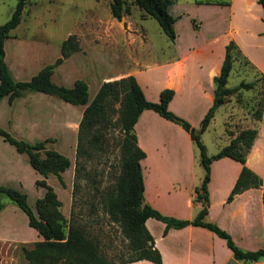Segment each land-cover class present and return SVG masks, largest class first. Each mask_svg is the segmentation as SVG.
<instances>
[{
    "label": "crops",
    "instance_id": "0c3cea01",
    "mask_svg": "<svg viewBox=\"0 0 264 264\" xmlns=\"http://www.w3.org/2000/svg\"><path fill=\"white\" fill-rule=\"evenodd\" d=\"M200 9L207 12L205 16L196 14ZM168 11L174 17L175 35L169 40L171 56L164 59L135 58L127 67L119 69V75L114 77L132 74L144 97L152 101L158 99L160 89L171 88L173 94L168 100V109L197 128L212 102L213 76L219 72L226 43L231 44L232 59L226 86H233L241 80L252 81L259 75L264 80V9L257 0H227L224 3L172 0ZM12 29L3 41L4 60L13 79H26L25 76H30L32 70L40 68L46 61L41 60L35 68L28 69L33 63L26 52L28 48H33L29 46L32 41ZM9 47L15 54L13 65L9 61ZM230 75L234 79L232 83H228ZM99 83L100 80L96 88ZM258 89L260 87L256 83L228 95L224 102L216 106L199 138L202 141V134L211 127L217 108L224 105L220 113L223 124L220 133L224 141L216 143V149L211 153L236 137L233 152L242 155L245 165L264 181V87L262 92H256ZM49 97L41 91H26L8 102L5 95L0 99V107L6 108V121L19 123L24 131L33 130L37 122L50 124L53 117L58 118ZM77 105L79 108L73 119L64 121L65 125L70 124L75 129L84 104ZM244 128L253 131L239 137L238 132ZM133 130L136 144L144 151L139 160L143 201L163 214L179 218L194 216L201 203L192 200V196L194 187L201 180L203 168L188 132L179 123L164 118L150 108L139 112ZM12 163V159L0 153V184L13 181L21 186V175ZM240 166L238 160L227 155L209 162L205 219L226 230L239 248H264L261 187L244 188L227 200ZM5 206L3 204L0 208V264H21L19 244L40 236L28 225L27 218L26 232H21L13 215L4 212ZM144 224L153 237L163 264H225L233 257L225 240L204 226H170L163 232L164 222L152 216L146 217ZM235 260L238 264H264V257ZM117 264L153 263L141 258Z\"/></svg>",
    "mask_w": 264,
    "mask_h": 264
},
{
    "label": "trees",
    "instance_id": "16d2710c",
    "mask_svg": "<svg viewBox=\"0 0 264 264\" xmlns=\"http://www.w3.org/2000/svg\"><path fill=\"white\" fill-rule=\"evenodd\" d=\"M28 0H16L9 16L0 22V99L7 97L11 102L14 97L26 91H41L52 94L72 104H84L77 122L74 144V175L77 174L82 161L103 147L102 131L106 125L116 126L120 132L118 140V170L112 183L98 190V203L108 220L116 222L120 232L126 237V248L130 255L112 258L101 248L100 241L89 228L85 220L79 218V213L73 205L69 209L68 218L59 210L61 201L57 198L53 188L44 178L34 180V184L41 185L44 190L41 196L34 200V209L26 201V194L22 190L0 184V194L4 193L26 215L27 223L33 227L39 239L30 243L21 242L19 251L25 259V264H117L147 259L153 264H163L159 250L154 245L153 237L146 228L144 220L152 216L164 222L163 232L168 227H181L186 224L201 225L213 231L225 240L231 250L233 258L237 260H257L264 257V248L254 250L239 248L230 234L214 222L205 219L207 208V181L209 178V162L223 155L230 156L241 163L240 170L229 191L227 200L236 192L250 186L261 187V198L264 207V181L244 163V157L233 152L236 137L220 147L216 152L207 154L204 143L199 134L205 128L217 105L224 102L227 96L241 87L248 88L258 84L262 92L264 80L261 84L258 78L252 81H239L233 86H226V79L232 65L231 44L226 43L218 74L213 76V99L202 116L197 128L187 120L168 109L167 103L173 90L164 87L159 90L158 99L148 100L132 74L121 75L113 79L102 80L94 94L89 99L87 83L83 78H75L71 85L56 83L51 79L53 67L60 63L71 52L79 49L74 33L67 34L59 44V54L52 62L45 63L27 79L15 80L4 60L3 41L9 31L20 21L25 3ZM203 2L224 3L227 0H195ZM264 9V0H257ZM145 15L152 16L163 33L170 39L175 35L173 29L174 17L168 11L172 0H133ZM109 11L113 17H120L127 11L125 0H110ZM143 108H150L164 118L179 123L189 134L198 150V160L203 168L200 182L194 187L192 200L200 201L201 205L191 218H179L159 212L156 208L143 201V182L139 160L144 151L136 144L133 123ZM116 113L115 117L112 114ZM253 129L244 128L238 132L242 137L251 133ZM0 136L11 144L18 152H24L30 166L45 177L55 174L59 182L64 185L61 172L70 164L69 158L63 153L46 147L45 143L51 137L26 141L13 136L0 127ZM76 176L72 180V188L76 187ZM73 190V189H72ZM72 194V191H71ZM0 200V208L2 207ZM95 211L93 205L89 208Z\"/></svg>",
    "mask_w": 264,
    "mask_h": 264
},
{
    "label": "rangeland",
    "instance_id": "374dc122",
    "mask_svg": "<svg viewBox=\"0 0 264 264\" xmlns=\"http://www.w3.org/2000/svg\"><path fill=\"white\" fill-rule=\"evenodd\" d=\"M15 1L0 0V22L9 16ZM109 1L28 0L20 21L12 29L19 36L32 41L29 46L33 48H28L26 52L29 60L33 63L28 69L35 68L41 60L46 61L45 63L52 62L56 57V51H59L60 41L67 34L74 33L79 49L71 52L72 55L62 64L55 66L51 79L56 83L69 85L75 78H83L87 83L88 97L91 98L96 90L98 80L101 82L103 78H115L114 76L120 73L119 69L127 67L130 60L134 61L135 58L142 59L143 57L164 59L171 56L170 38L163 33L152 16L145 15L133 0H125L127 11L120 19H116L109 11ZM206 13L203 9L196 12L201 16H205ZM57 54L59 53L57 52ZM15 60L14 50L9 47L11 65ZM38 69L32 70V74ZM232 81L234 79L230 75L228 83H232ZM261 82L262 79L258 78V83L261 84ZM45 95L50 96L51 106L58 116V118L53 117L50 124L37 122L36 129L24 131L19 123L11 124L6 121L4 112L6 108L2 106L0 107V127L13 136L29 142L51 137L52 140L45 143L46 147L63 153L70 160V166L61 172L64 185L59 182L55 174L49 173L43 177L29 165L24 152H16L14 147L3 141L0 136L1 155L12 159L13 168L21 175V186L16 182L14 184L13 181H9L8 185L25 192L27 203L34 209L35 198L41 196L44 190L41 185L34 184V180L44 178L61 201L59 210L66 219L69 209L73 205L74 210L79 213V218L85 220L92 232L97 235L102 250L108 256L112 258H118L121 255L129 256L126 237L122 235L116 222L108 220L97 201L98 190L112 183L118 170L120 132L116 126L111 124L102 128L103 147L89 158H85L82 161V167L74 175L76 129L70 124L65 125L64 121L73 119L79 105L64 101L52 94L45 93ZM46 103L50 102L46 101ZM223 106L220 105L217 108L211 127L202 134V141L209 153L216 149V143L224 141V137L220 133L223 131L220 114ZM115 115L116 113L112 114V117ZM236 124L239 126V123ZM192 143L197 154V147L193 141ZM75 176L77 185L72 188V180ZM0 198L6 205L4 212H10L19 225L20 231L26 232L25 213L4 193L0 194ZM92 205L95 207V211L89 209ZM19 257L21 264H25L21 253Z\"/></svg>",
    "mask_w": 264,
    "mask_h": 264
},
{
    "label": "water",
    "instance_id": "95a60500",
    "mask_svg": "<svg viewBox=\"0 0 264 264\" xmlns=\"http://www.w3.org/2000/svg\"><path fill=\"white\" fill-rule=\"evenodd\" d=\"M225 264H238L235 258L230 257Z\"/></svg>",
    "mask_w": 264,
    "mask_h": 264
}]
</instances>
